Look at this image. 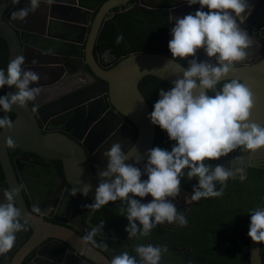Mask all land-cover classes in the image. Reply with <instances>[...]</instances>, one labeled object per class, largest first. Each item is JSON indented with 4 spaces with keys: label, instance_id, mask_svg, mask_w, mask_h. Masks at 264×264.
<instances>
[{
    "label": "clouds",
    "instance_id": "clouds-1",
    "mask_svg": "<svg viewBox=\"0 0 264 264\" xmlns=\"http://www.w3.org/2000/svg\"><path fill=\"white\" fill-rule=\"evenodd\" d=\"M18 3L19 0H14ZM55 0H46L52 5ZM189 6L198 4L195 13L182 18L176 17L171 29L172 39L167 49L174 63L177 59L188 57L187 67L183 68L182 78L173 81L169 90L161 89L159 99L153 105L148 119L167 133L175 144L171 150L153 147L144 153L146 161L143 170L125 161L128 156L122 151L120 143H114L102 153L107 159V166L98 171L100 182L95 190L94 203L87 208L98 210L109 202H122L120 214L125 215L128 225L125 231L128 237L138 233L147 236L159 224L168 222L183 227L187 225L185 215L177 212L172 202L180 194L181 177L197 178L198 183L192 189L191 200L219 197L223 195L226 182L239 177L244 181L245 154L264 149V125L250 122L254 107V94L239 79H231L217 90V85L228 73L235 70V64L244 61L252 40L242 29L237 18L251 14L252 6L248 0H186ZM40 7V0H29V5L11 14L14 21L23 22L30 13ZM204 9H207L205 11ZM243 14V15H242ZM169 38V37H168ZM123 36L116 38L120 43ZM203 49L208 60L198 62L196 53ZM24 56L12 59L6 72L0 70V88L5 85L15 86L16 92L0 96V109L12 111L13 105L23 108L29 101H34L42 89L38 86L40 76L32 70H25ZM213 95H209V92ZM35 110V109H33ZM10 118H0V129L11 131ZM6 147H15L14 141L6 139ZM239 150L242 156H236L223 165L211 166L206 161L219 160L229 153ZM134 163H140L135 160ZM142 175L147 179L142 180ZM217 182L220 184L217 190ZM91 186L84 184L81 192L87 196ZM76 190H74L75 192ZM20 188L5 189L4 202L0 203V254L11 250L16 242L17 233L25 231L27 222H22V214L17 207L16 196ZM151 196L148 203H141L134 197ZM172 198V199H169ZM126 205V207L124 206ZM33 212H39L33 207ZM138 222V223H137ZM139 225V226H138ZM103 222L83 237L82 243L108 251V245L98 243L95 237L102 233ZM248 237L254 243H264V207L251 211ZM135 255L127 251L114 256L110 264H159L162 252L166 248L151 244L136 245Z\"/></svg>",
    "mask_w": 264,
    "mask_h": 264
},
{
    "label": "water",
    "instance_id": "water-1",
    "mask_svg": "<svg viewBox=\"0 0 264 264\" xmlns=\"http://www.w3.org/2000/svg\"><path fill=\"white\" fill-rule=\"evenodd\" d=\"M125 1L106 0L93 15L94 8L84 7L77 0L70 4L55 0L52 5H48L46 0H40L38 9L43 11L44 15L32 18L30 13L23 22H19L12 20L11 14L27 7L29 0H19L18 3L13 0H0V38L6 45L4 71L6 72L7 65L12 59L22 55L25 57L22 68L30 69L40 76L38 84L30 87L38 86L42 89L34 101H29L32 111L29 102L23 108L13 105L10 111L13 114L11 131L0 129V168L4 177L3 182L8 189L17 188L6 152L5 142L10 137L15 147L22 152L33 153L41 158L60 160L68 180L80 194L84 184L91 186L87 197L94 201L100 178L98 175L93 176L87 160L92 161L93 153L92 148L89 147V140H92L90 136L93 128L96 125H103V121H106L104 116L110 115L111 109L105 111L109 106L122 116L115 122L112 119L113 142L120 143L122 151L128 156L125 163L133 164L143 170L146 161L144 153L153 146L154 125L148 119L150 110L137 84L144 76H152L172 87L174 80L182 78L183 68L177 67V65L182 66L178 61L170 62L172 56L168 49L160 53L128 52L108 66L95 61L93 55L97 52L98 37L104 24L122 12L141 7L139 0L133 7L118 10L109 19L103 20V15L109 9L123 6ZM98 3L99 0H96V6ZM252 3L253 1L249 2L250 5ZM151 8L166 11L171 25L173 12L177 8H168L165 5ZM180 8L185 16L190 6L186 2H181ZM23 35H31L35 41L28 44L22 39ZM171 39L170 30L168 42ZM70 45L74 47L79 45L77 71L67 69V63L72 56L65 51V48ZM185 60L188 62L190 59ZM234 78L247 85L254 94L255 102L251 110L250 122L264 125V57L235 64V70L228 73L222 81ZM3 89L5 95L16 92L15 86L5 85ZM97 105H101V112L98 113L103 114L93 126L88 128L89 125L83 121L85 118L78 122L81 117H87L86 113L92 114ZM79 110H82L79 115L70 120L66 119L62 126H51V122L61 115L67 113L75 115ZM94 117L98 118L97 115ZM90 120L91 116L90 119L88 118V121ZM86 127L88 131L82 139ZM100 134L103 136L101 139L103 143L99 150L106 144L103 132ZM106 146L103 148L107 151L111 145ZM135 160H139L140 163H134ZM229 162L230 153L221 157L217 165L227 168ZM4 190L5 188H0V203L4 202ZM15 199L23 220L27 222V226L33 228V232L26 244L15 253L10 264H19L26 251L44 239L40 236L41 233H45L44 237L64 242L93 264H110L101 253L83 244L73 232L50 226L43 223L40 218L31 217L24 204L18 203L19 194ZM247 253L249 264H261L260 243H254L249 237Z\"/></svg>",
    "mask_w": 264,
    "mask_h": 264
},
{
    "label": "flooded vegetation",
    "instance_id": "flooded-vegetation-1",
    "mask_svg": "<svg viewBox=\"0 0 264 264\" xmlns=\"http://www.w3.org/2000/svg\"><path fill=\"white\" fill-rule=\"evenodd\" d=\"M64 3L68 2V4L72 3L75 0H62ZM80 5L81 0H77ZM104 0L103 2H105ZM253 1L252 3V11L248 16H244L243 18H237V22L239 23L242 29H245L248 32L249 37L252 40L251 46L247 49L248 56L244 61H255L264 57V0H248V3ZM14 2V0H13ZM101 0H99V3ZM96 6V0H94L93 7L94 8L93 15L96 12V9L103 3ZM139 0H126L125 4L120 7L112 8L107 11L103 15V20L109 19L113 13L118 10L129 9L133 7L135 4H138ZM181 2H186V0H141V7H134V9H130L129 11H135L140 9H151V10H161V9H153L151 7L160 8L161 5H165L168 8H177L173 12L172 22L170 25L169 15H168V37L169 31L175 25L176 17H183L182 8H180ZM187 3V2H186ZM84 6V5H82ZM192 6L187 11V14L192 10ZM86 7V6H84ZM123 13V12H122ZM167 13V12H166ZM121 14V13H120ZM137 14V13H136ZM168 14V13H167ZM43 11L41 12L37 9L34 13H31L32 18L39 16H43ZM119 15V14H118ZM243 15V14H242ZM31 35H23L22 39L26 41L28 44H32L34 42V38ZM1 39V38H0ZM2 40V39H1ZM3 41V40H2ZM4 42V41H3ZM99 42V37H98ZM98 45V44H97ZM79 45L74 47L73 45L66 46L65 51L69 53L71 57L70 61L67 63L68 70H79V60L77 59L79 54ZM107 51H98L93 55L95 61L101 63L103 66H108L109 63L114 61L117 58H121L123 54H119L116 56L110 55L109 52L107 54L110 56L109 60H105V56L103 55ZM192 59V57H188ZM196 58L198 62L208 60L211 63H215L214 59L208 58L204 53L203 49H200L196 53ZM83 60V58H82ZM179 64L184 67H187V61L177 59ZM238 62V63H241ZM237 64V63H236ZM84 68H86L84 66ZM99 104V103H97ZM31 103L29 102V106ZM32 111V106H30ZM111 109L110 115L107 114L106 121H103L104 124L100 126H95L92 130L90 138L89 147L92 148L93 153L92 161L89 159V166L91 168V172L93 176H97L98 171L104 169L107 166V159L102 156V153L106 151L105 147H109L112 145L113 140L112 136L114 133V124L112 125V119L115 122L118 118L122 117L118 113H116L111 106L106 108V110ZM104 110V108H102ZM82 110H79V113L73 114H65L67 117L60 116L54 122H51V126H62L65 123L66 119L70 120L75 118L77 115L81 113ZM104 111V112H105ZM101 105H97L95 109H93V113H86V116L91 120L88 121V118L83 116L80 120H76L75 123L82 121L86 122L88 128L93 126L96 123V120L102 116ZM97 115V119L94 117ZM95 122V123H94ZM88 128H85V132L83 134L82 139L87 134ZM113 128V129H112ZM105 132H104V131ZM101 132H103L104 140L106 141L105 146L100 149L103 142L101 139ZM41 133H44L41 131ZM99 143V144H98ZM100 151H102L100 153ZM6 152L10 164L13 169L15 182L17 187L20 188L19 192V201L18 203L24 204V207L27 209L29 215L31 217H37L42 220L43 223L48 224L50 226H56L63 229H67L74 234H76L81 240L83 237L91 230L92 227L97 226L101 221L103 222V230L102 233L98 234L95 239L98 243H105L108 245V251H104L102 248L93 247L91 245H87L94 251H98L103 255L110 263L111 259L120 255L123 252L127 251L130 255H135L134 247L136 245H148L151 244L155 247H160L162 249L166 248L167 251L162 252L161 260L159 264H176L177 257H174V254L179 252L181 248L176 247L174 244L173 236L167 232V230L174 231L175 224H169L168 222H164L163 224L156 225L152 230L158 233V238L165 239L161 242L151 241L149 234L147 236H141L139 233L132 238L128 237V233L125 231V228L128 225V220L125 215H121L120 212L116 213L112 210V205L115 202H109L107 205L102 206L98 210H93L91 208H87L86 205H90L94 203L87 196L80 194L70 183L68 180L66 173L64 171L63 165L60 160L57 159H48L41 158L36 154L29 152H22L18 150L16 147L8 148L6 147ZM14 152V153H13ZM9 154L11 156L9 157ZM239 150H235L230 153V161L236 156H242ZM264 160V149L257 150L255 153L245 154V161L251 165V162L257 163L260 165ZM218 161V160H217ZM1 170V168H0ZM2 173V171H1ZM3 174L0 181V188L8 189V187L3 182ZM142 180H146L147 176L142 175ZM74 190H76L74 192ZM181 193L175 198L172 199V202L176 205V208L179 206H184L185 209L189 206L188 204H181L179 199L181 198ZM139 200L141 203H148L151 201V196H146L144 198L134 197ZM38 207L39 212H33V207ZM126 207V205H124ZM183 214V212H180ZM22 222H24L22 218ZM138 223V222H137ZM120 224V225H119ZM139 226V225H138ZM33 228L31 226H27L25 231L17 233L16 242L11 250L7 253L0 254V264H10L15 253L26 244L32 235ZM45 234V233H44ZM44 234H40L43 240H41L34 247H31L26 251L24 256L22 257L19 264H93L90 261L86 260L83 256L77 254L71 247L66 245L64 242L60 240H55L51 237H44Z\"/></svg>",
    "mask_w": 264,
    "mask_h": 264
},
{
    "label": "trees",
    "instance_id": "trees-1",
    "mask_svg": "<svg viewBox=\"0 0 264 264\" xmlns=\"http://www.w3.org/2000/svg\"><path fill=\"white\" fill-rule=\"evenodd\" d=\"M80 2L86 7H93L94 4V0ZM199 8L198 4L193 5L189 13L194 14ZM119 35L123 36V40L118 44L116 38ZM167 46L166 11L140 9L123 12L116 15L113 20L107 21L100 33L97 50L108 51L110 55L116 56L134 51L166 52ZM5 62L6 45L0 39V70H4ZM226 82L230 80L220 82L217 90ZM137 88L151 113L154 103L159 99V91L169 90L171 86L152 76H144L138 82ZM208 94L213 95L211 91ZM4 95V89L0 88V96ZM4 116L13 119L11 112L6 113L0 109V118ZM174 144L165 131L154 125L152 148L160 147L170 151ZM205 163L215 166L217 160ZM184 173L185 175L181 177V197L185 194L191 203L187 209L179 206L177 212H183L187 225L181 227L175 224L174 231L167 230L173 236L176 247L181 248L174 254V257H177L176 264H249L247 233L251 211L264 204V160L260 165L252 161L251 165L245 168L247 178L244 181L239 177L230 178L226 182L227 187L224 188L222 196L201 198L199 201L191 200L192 189L198 183L197 178L189 180L186 175L187 169ZM1 178L0 170V181ZM220 187L217 182V190ZM121 207L122 202L117 200L113 203L112 210L119 213ZM157 236L155 230L149 232L151 241L161 242L166 239ZM260 259L261 264H264V243H260Z\"/></svg>",
    "mask_w": 264,
    "mask_h": 264
},
{
    "label": "rangeland",
    "instance_id": "rangeland-1",
    "mask_svg": "<svg viewBox=\"0 0 264 264\" xmlns=\"http://www.w3.org/2000/svg\"><path fill=\"white\" fill-rule=\"evenodd\" d=\"M107 52H108V51H107ZM107 52H105L103 55H106ZM109 59H110V56L107 54V55L105 56V60L107 61V60H109ZM179 201L181 202V204H184V205H187V204H188V199H187L185 196H182V197L179 199Z\"/></svg>",
    "mask_w": 264,
    "mask_h": 264
},
{
    "label": "crops",
    "instance_id": "crops-1",
    "mask_svg": "<svg viewBox=\"0 0 264 264\" xmlns=\"http://www.w3.org/2000/svg\"><path fill=\"white\" fill-rule=\"evenodd\" d=\"M82 1H86V0H82ZM85 6V5H84Z\"/></svg>",
    "mask_w": 264,
    "mask_h": 264
}]
</instances>
